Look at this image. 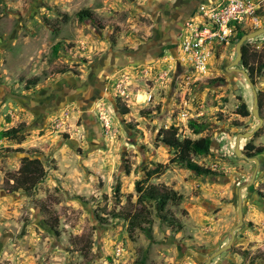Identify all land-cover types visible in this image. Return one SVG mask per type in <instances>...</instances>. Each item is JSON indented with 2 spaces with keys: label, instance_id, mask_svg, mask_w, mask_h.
I'll list each match as a JSON object with an SVG mask.
<instances>
[{
  "label": "rangeland",
  "instance_id": "rangeland-1",
  "mask_svg": "<svg viewBox=\"0 0 264 264\" xmlns=\"http://www.w3.org/2000/svg\"><path fill=\"white\" fill-rule=\"evenodd\" d=\"M251 1L259 9L239 23L247 33L264 28V0ZM219 2L0 0V132L22 127L0 138V264H203L232 230L210 264H264V154L250 187L254 165L233 154L235 135L258 123L238 115L253 95L225 70L235 31L206 49L204 72L182 48ZM245 45L264 60V35ZM255 82L264 92V72ZM171 126L181 139H210V152L192 157L208 176L169 164L174 151L156 139ZM251 143L264 148V126ZM23 158L45 171L30 193L14 187ZM138 181L173 193L179 225L137 201ZM117 212L147 221L130 232Z\"/></svg>",
  "mask_w": 264,
  "mask_h": 264
},
{
  "label": "trees",
  "instance_id": "trees-1",
  "mask_svg": "<svg viewBox=\"0 0 264 264\" xmlns=\"http://www.w3.org/2000/svg\"><path fill=\"white\" fill-rule=\"evenodd\" d=\"M87 11H83L77 15L79 20H82L86 17ZM230 27L235 31V36L233 40V44L236 42L247 32L241 29L240 24L237 22H233L230 24ZM58 46L53 48L54 53L57 52ZM242 67L248 72L252 82L256 84L255 77H259L264 72V60L257 58L255 55L250 53L247 46L244 44L242 46ZM70 69L61 68L54 71L57 74H65L70 72ZM39 79L37 77H32L28 79L24 83V87L26 90L37 85ZM258 106L260 110V116L264 119L263 114L261 113L262 108L264 106V92L258 91ZM238 115L243 118H246L250 115L248 111L247 105L242 102L237 109ZM128 109L122 106V114H127ZM194 127L196 126L193 123ZM260 130V129H259ZM259 130L255 133L254 137H256L259 133ZM22 131V127L18 128H10L6 131L0 132V138L4 137H17L19 133ZM196 132H199L198 129L195 128ZM253 137V138H254ZM161 145L171 149L174 151V156L169 160V164H174L180 166L186 170L191 171L197 176H208L211 171L209 169H205L199 165H197L193 160V156H201L208 154L211 149V141L209 138H199L196 140H191L188 138L181 139L177 135L176 129L172 126L168 129L162 130L159 132L157 139ZM244 153L248 157H257L264 154L263 147H254L251 143V139L244 147ZM164 170L163 165H157V167L153 170H150L146 173V180L153 178L154 176L159 175ZM45 178V171L42 166V162L38 158H23L22 164L18 169V176L14 179V187L17 190H23L26 193H30L36 186ZM136 190L140 192L137 201L139 203L150 202L154 204L155 210L158 214L159 219L162 222H172L179 225V221L175 218L167 205L170 200H172L173 193L167 189H160L156 185H148L143 188L141 182H136ZM119 195V186L115 187V196ZM178 204V202H177ZM112 219H120L128 221V228L130 232L133 231L136 227L141 228L140 221H147L145 219V214H126L123 212L112 213ZM149 228L146 229V235L149 236Z\"/></svg>",
  "mask_w": 264,
  "mask_h": 264
},
{
  "label": "built area",
  "instance_id": "built-area-1",
  "mask_svg": "<svg viewBox=\"0 0 264 264\" xmlns=\"http://www.w3.org/2000/svg\"><path fill=\"white\" fill-rule=\"evenodd\" d=\"M258 9L259 6L251 0H221L209 12L203 13L208 17V24L191 30L190 36L182 44L184 52L192 53L198 69L206 71L209 56L206 49L216 43L228 42L233 32L230 24L252 18Z\"/></svg>",
  "mask_w": 264,
  "mask_h": 264
},
{
  "label": "water",
  "instance_id": "water-1",
  "mask_svg": "<svg viewBox=\"0 0 264 264\" xmlns=\"http://www.w3.org/2000/svg\"><path fill=\"white\" fill-rule=\"evenodd\" d=\"M264 35V28L261 29H256L255 31L246 33L243 35L235 44L234 46V51H235V57L232 62L228 64V66L225 68V70L229 73H235L237 75L242 76L248 87L250 88L252 95H253V100L251 102V107L248 108L249 113L255 119L258 123L257 125L253 126L251 129L243 132V133H238L235 135V141H234V147H233V154L236 158L243 159L244 161H247L248 163H252L255 166V170L252 175V180L254 179L256 175V171L259 166V160L256 157H248L242 147V141H247L250 140L251 138L254 137L255 133L259 130L261 125L263 124V120L260 117V110L258 106V91L256 89V85L252 82L248 72L240 66L241 61H242V46L251 40H254L258 37H261ZM249 186V185H247ZM241 197L238 196V205H237V225L236 228H239L242 224V217H243V211L242 207L240 204ZM235 228V229H236ZM234 230L231 231V238L230 241L227 245H225L223 248H221L219 251H216L214 254H212L209 259L204 262L203 264H210L214 260H216V257L225 251L230 247V245L233 242L234 239Z\"/></svg>",
  "mask_w": 264,
  "mask_h": 264
},
{
  "label": "flooded vegetation",
  "instance_id": "flooded-vegetation-1",
  "mask_svg": "<svg viewBox=\"0 0 264 264\" xmlns=\"http://www.w3.org/2000/svg\"><path fill=\"white\" fill-rule=\"evenodd\" d=\"M198 2H200V1H194L193 2V5H195V4H198ZM261 117V116H260ZM262 120H263V124L261 125V127L259 128V129H261L263 126H264V119L262 118ZM256 148H258V147H256ZM243 151H244V147H243ZM256 158H258V156L256 157ZM258 160H259V158H258ZM254 165V164H253ZM259 169H260V161H259V166H258V169H257V171H256V175H255V177H254V179L256 178V176H257V173L259 172ZM254 170H255V166H254ZM254 172V171H253ZM252 175H253V173H252ZM254 179L252 180V176H251V179H250V182H249V187H250V185H252V183L254 182ZM248 187V188H249ZM257 195L258 196H263L261 193H257Z\"/></svg>",
  "mask_w": 264,
  "mask_h": 264
}]
</instances>
